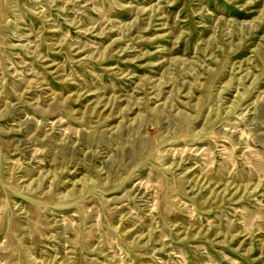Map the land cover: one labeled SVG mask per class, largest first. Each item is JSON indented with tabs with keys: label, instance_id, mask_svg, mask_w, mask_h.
Masks as SVG:
<instances>
[{
	"label": "rangeland",
	"instance_id": "obj_1",
	"mask_svg": "<svg viewBox=\"0 0 264 264\" xmlns=\"http://www.w3.org/2000/svg\"><path fill=\"white\" fill-rule=\"evenodd\" d=\"M0 264H264V0H0Z\"/></svg>",
	"mask_w": 264,
	"mask_h": 264
}]
</instances>
